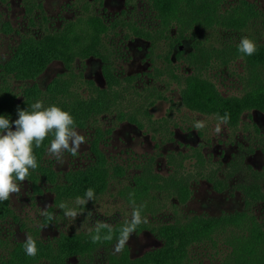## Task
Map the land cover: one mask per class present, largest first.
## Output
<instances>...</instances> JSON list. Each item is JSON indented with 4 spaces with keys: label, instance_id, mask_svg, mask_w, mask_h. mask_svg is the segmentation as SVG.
Instances as JSON below:
<instances>
[{
    "label": "rangeland",
    "instance_id": "rangeland-1",
    "mask_svg": "<svg viewBox=\"0 0 264 264\" xmlns=\"http://www.w3.org/2000/svg\"><path fill=\"white\" fill-rule=\"evenodd\" d=\"M88 1L97 14L109 19L104 18L107 27L97 40V53L76 57L72 62L73 70L76 73L83 72L87 78L103 86L106 78L100 54L107 55L117 76H137L139 88L144 85L155 86L153 88L161 93L150 107L152 118L158 121L151 126L146 122V126L139 127L127 119H118L115 113L101 114L97 117L98 125L76 126L87 141L81 145L76 157L65 152L61 164L46 150L44 157L47 162H51L53 168L63 175L64 172L87 166L96 158L93 144L95 138L99 137L98 142L95 140L97 149L109 168L106 190L87 200L82 214L72 220L65 216L64 209L54 204L55 193L48 182L39 183L42 189L39 193L26 180L21 184L19 195L10 197L20 223L11 218L0 220V254H4L6 247L13 241L24 240L33 232L39 238L52 239L62 232L89 230L97 222L109 223L112 227L125 224L133 209L132 200L136 207L144 205L141 215L148 222L140 224L126 244L130 259L160 247L163 239L154 227L166 226L176 220L186 223L196 220L220 221L241 214L248 203V209H251L257 220L264 222V113L256 109L244 111L236 124L227 123L223 131L216 135L214 128L217 116L186 105L181 84L170 81L163 73L166 61L164 55L170 51L175 69L183 77L192 74L205 77V65L199 69L186 59L180 60L175 56L178 50L173 42L178 35L176 26L166 33H160L157 43L152 46L146 37L138 36L134 29L147 28L153 34L161 26L147 2L138 0L136 4L128 6L125 0H103L101 5L94 0ZM201 1H205L208 12L214 14H226L239 3V0H193L194 7L202 10ZM247 1L256 4L264 19V0ZM182 3L185 2L178 0L177 8L170 13L168 20L180 14L178 10ZM42 4L48 25L52 27L60 26L64 20L75 17L79 12L75 0H42ZM38 10L35 11L38 17L33 24L27 17L22 0L0 1V61L10 57L24 32L43 29L44 21L39 18ZM172 23H176L175 18ZM263 32L264 20L261 19L254 20L242 30L196 28L193 34L189 33L188 37L182 39L179 48L187 54L199 42L206 44L208 52L212 51L213 46H223L222 53L229 56V60L223 63L211 56L208 65L210 73L207 75L222 95L241 96L244 94V55L237 53V45L242 37L262 39ZM151 49L153 53H150ZM234 53L238 55L233 58ZM204 55L205 52L198 58ZM153 58L156 60V69L153 67ZM64 71L66 67L61 60H52L35 81L45 86L57 73ZM31 82L30 79H11L16 91L24 83ZM197 120L204 121L206 127L195 129L193 125ZM96 127L102 130L109 128V131L100 136ZM168 176L173 177L169 179ZM181 176V197L171 189L156 186L150 187L145 199L133 194L134 187L145 188L151 181L160 182L162 177H165L166 182L169 180L175 184ZM137 179L141 180V185L136 184ZM45 204L47 209L52 207L49 212L54 214L52 221L41 215ZM66 205L80 210L76 201L70 200ZM214 226L210 225L202 234L210 233ZM225 227L214 229L211 237L206 236L192 245L190 255L195 264H219L222 261L230 249L225 239L238 231L233 226L223 230ZM197 235L200 234H193ZM115 243L98 246L88 255L70 257L68 262L107 264L109 255L114 253ZM261 246L263 249L264 243Z\"/></svg>",
    "mask_w": 264,
    "mask_h": 264
},
{
    "label": "trees",
    "instance_id": "trees-1",
    "mask_svg": "<svg viewBox=\"0 0 264 264\" xmlns=\"http://www.w3.org/2000/svg\"><path fill=\"white\" fill-rule=\"evenodd\" d=\"M6 2L8 0H0ZM26 8V14L31 23L34 24L38 17L35 13L37 9L44 27L39 31L24 32L19 42L14 47L9 58L0 61V115L6 116L10 121L17 118V108L31 110L30 105L41 100L44 107L55 105L68 112L75 121V127H86L98 125L97 117L101 114L115 113L118 119H127L139 127L146 126V122L153 123L154 120L150 113V107L156 98L161 96L153 87L147 86L139 88L137 76L121 77L114 72L112 61L107 55L100 54L104 63L105 84L100 86L91 78H87L83 72L76 73L73 70L72 62L76 57H87L95 51L96 43L101 34L107 27V22L103 15L97 14L93 10L88 0H75L79 12L75 17L64 20L58 27L48 25V17L44 12L42 0H22ZM100 5L103 0H94ZM129 6L136 4L138 0H125ZM154 12V17L161 25L156 33L147 28H134L138 36L146 37L151 45H155L160 33H166L169 29L176 26V34L173 42L177 52H173L178 59H186L190 65H195L203 69L205 77L200 74H192L183 77L175 69L172 52L164 55L166 59L163 64V73L168 76L170 81L181 84V94L183 101L189 107L202 111L205 114H215L223 116L229 114V125L236 124L244 111L256 109L264 113V36L262 39L248 37L256 43V52L251 55H244V94L241 96H224L215 85L209 80L207 73L209 58H218L226 63L229 56L222 53V47L214 48L208 52L206 44L203 42L195 43L194 48L184 54L179 48L183 38L193 34L196 28L199 29H238L242 30L249 27L254 20H264L263 13L256 4L247 0H239V3L228 13L208 12L205 1H201L202 10L194 7L193 0H181L179 15L175 16L176 23L173 24L172 18L168 16L174 8H177L178 0H144ZM214 1V0H213ZM216 1V0H215ZM193 2V3H192ZM175 5V6H174ZM192 6V7H190ZM222 14V15H221ZM122 17V16H121ZM109 19V18H106ZM121 20V19H120ZM113 25H116L114 23ZM189 31V32H188ZM188 32V33H187ZM264 35V32H263ZM205 55L198 58L199 55ZM153 53V50H150ZM237 53H240L237 51ZM242 54V53H240ZM99 55V54H98ZM238 54H232L234 58ZM61 60L66 67V71L57 73L45 86L39 85L35 79L40 72L52 60ZM153 67L156 69V60L153 58ZM210 68V66H209ZM207 77V78H206ZM32 80L31 83H24L23 87L16 91L11 85V79ZM98 135H103L109 128L102 130L96 127ZM52 134L42 142L40 147L33 146V155L37 161V168L30 169L27 178L37 192H41L40 182L45 181L51 185L55 193L54 204L59 207L61 203L66 204L70 200L76 201L77 197H85L86 191L91 188L94 197L105 192L107 186L108 166L104 157L97 149L99 137L94 140L93 150L96 158L87 166L79 167L72 172H60L53 168L51 162H47L44 157L47 147L50 144ZM173 176H168L172 178ZM151 183L145 188H133L135 197L145 199L150 187L156 186L161 189H171L174 194L181 197L180 186L182 176L178 182L171 184L169 180ZM136 184L141 185L140 179ZM143 190V192H136ZM92 198V199H93ZM52 207L48 208L50 212ZM13 219L20 223V217L11 206L10 199L0 202V220ZM214 224L210 233L202 234L207 228ZM114 226L113 240L91 241V232L94 228L86 231L62 232L55 238L42 239L36 232L31 233L35 240L37 253L35 256H28L24 251V240H15L6 247V252L0 254V264H69L68 260L73 256H84L90 254L98 246H105L117 240L119 230L123 226ZM228 225V226H226ZM226 226V227H225ZM233 226L238 229L234 236L227 237L226 242L230 247L228 253L219 264H264V222H259L248 203L244 212L239 215L227 217L220 221L180 222L174 221L168 225H158L154 227L157 234L163 239V244L157 249L146 252L144 255L130 259L128 247L120 253H111L107 264H195L191 258L190 251L192 245L206 236H212L214 229L218 227ZM241 229L243 233H241ZM37 231V230H36ZM200 234L193 236V234ZM107 234V229L101 230V236Z\"/></svg>",
    "mask_w": 264,
    "mask_h": 264
},
{
    "label": "clouds",
    "instance_id": "clouds-1",
    "mask_svg": "<svg viewBox=\"0 0 264 264\" xmlns=\"http://www.w3.org/2000/svg\"><path fill=\"white\" fill-rule=\"evenodd\" d=\"M238 51L244 55L251 56L256 52V43L247 37H242L237 45ZM31 110L17 108V118L10 121L6 116L0 115V202L7 201L10 197L19 195L21 184H23L30 175V169L37 168V161L33 155V146L40 147L42 142L52 134L53 138L47 147V154L55 157L58 163H63L62 154L69 153L76 157L81 145L85 144L86 137L76 129L73 117L61 108L52 105L44 107L41 100H37L30 105ZM217 123L214 133L219 135L223 131V126L229 121V114L226 112L223 116L217 115ZM14 125V128H13ZM193 127L197 130L206 127L202 120H197ZM85 197L92 199L94 192L89 188ZM84 197H77L76 208H68L66 204L61 203L59 207L64 209L66 217L75 220L82 214L83 206L86 204ZM133 205L130 218L119 230V236L113 246L114 254L124 250L125 245L130 240L133 233H136L138 226L147 223V219L141 215L144 205ZM47 204L41 211L46 220H54V214L47 211ZM107 229V234L101 236V230ZM91 241L98 243L102 240H113V228L109 223L97 222L94 232H91ZM24 251L28 256H35L37 253L35 240L29 235L24 241Z\"/></svg>",
    "mask_w": 264,
    "mask_h": 264
}]
</instances>
